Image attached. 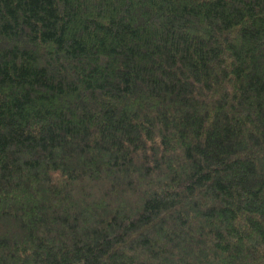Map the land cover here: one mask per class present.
<instances>
[{
  "label": "trees",
  "instance_id": "16d2710c",
  "mask_svg": "<svg viewBox=\"0 0 264 264\" xmlns=\"http://www.w3.org/2000/svg\"><path fill=\"white\" fill-rule=\"evenodd\" d=\"M0 264H264V0H0Z\"/></svg>",
  "mask_w": 264,
  "mask_h": 264
}]
</instances>
